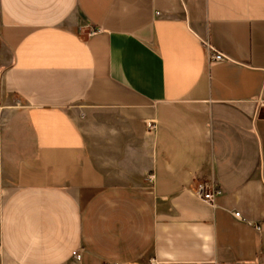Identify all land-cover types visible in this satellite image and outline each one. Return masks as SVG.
Returning a JSON list of instances; mask_svg holds the SVG:
<instances>
[{
	"label": "crops",
	"instance_id": "crops-1",
	"mask_svg": "<svg viewBox=\"0 0 264 264\" xmlns=\"http://www.w3.org/2000/svg\"><path fill=\"white\" fill-rule=\"evenodd\" d=\"M0 42V264H264V0H0Z\"/></svg>",
	"mask_w": 264,
	"mask_h": 264
},
{
	"label": "built area",
	"instance_id": "built-area-1",
	"mask_svg": "<svg viewBox=\"0 0 264 264\" xmlns=\"http://www.w3.org/2000/svg\"><path fill=\"white\" fill-rule=\"evenodd\" d=\"M91 34H95V32H91ZM209 59L210 61L213 62H220L225 60V56L220 52L211 50ZM261 107L264 108V101L261 102ZM222 194L223 191L218 185L208 181H200L197 184L194 192L196 198H198L200 201H202L203 203L207 204L212 208L216 207V200L217 198L222 196ZM233 215L235 218L243 220L240 212H234ZM2 252H3V248L2 245L0 244V255L2 254ZM114 264H119V263H114Z\"/></svg>",
	"mask_w": 264,
	"mask_h": 264
},
{
	"label": "rangeland",
	"instance_id": "rangeland-1",
	"mask_svg": "<svg viewBox=\"0 0 264 264\" xmlns=\"http://www.w3.org/2000/svg\"><path fill=\"white\" fill-rule=\"evenodd\" d=\"M6 59H8V54H7V52L4 50V48L2 47V44H1V42H0V62L2 61H5ZM12 104H10L11 105V107H14V106H18L19 105V100H12V102H11ZM16 103V104H15ZM25 132H27V131H25Z\"/></svg>",
	"mask_w": 264,
	"mask_h": 264
}]
</instances>
